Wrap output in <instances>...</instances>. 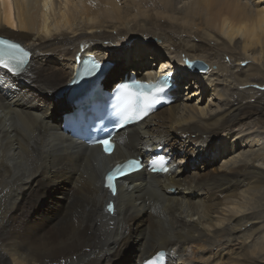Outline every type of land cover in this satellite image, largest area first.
Returning a JSON list of instances; mask_svg holds the SVG:
<instances>
[{
  "label": "bare ground",
  "instance_id": "bare-ground-1",
  "mask_svg": "<svg viewBox=\"0 0 264 264\" xmlns=\"http://www.w3.org/2000/svg\"><path fill=\"white\" fill-rule=\"evenodd\" d=\"M6 1L0 35L31 55L19 75L0 70V264H141L159 250L169 253L166 264H217L220 252L233 249L228 264H264L251 255L263 253L264 209L233 214L240 193L264 189V160L263 167H184L209 153L198 148L205 141L211 152L219 134L246 121L264 126V99L240 89L264 86V0ZM144 45L163 52L154 58L158 72L169 64L179 70L184 60L205 61L210 70L185 71L181 78H193L181 87L194 89L184 95L175 88L174 102L119 129L110 155L63 133L61 113L74 103L54 92L70 80L75 61L92 54L113 63L111 54ZM153 64L126 68L154 79ZM222 67L228 76L215 78ZM109 74L101 85L122 80L110 83ZM204 86L220 102L213 112L201 103ZM158 146L169 172L121 179L109 215L105 172L128 157L147 160Z\"/></svg>",
  "mask_w": 264,
  "mask_h": 264
},
{
  "label": "rangeland",
  "instance_id": "rangeland-1",
  "mask_svg": "<svg viewBox=\"0 0 264 264\" xmlns=\"http://www.w3.org/2000/svg\"><path fill=\"white\" fill-rule=\"evenodd\" d=\"M183 2L184 1L178 2L175 7L180 9L182 6H184ZM152 10L153 9L150 8L147 11L152 12ZM156 52L158 54L157 56H159L161 53H163V52H160L158 50ZM110 57L115 58V61H112L113 66L109 69L110 74L108 75L110 78L109 82L111 83L114 80L118 81V78H120V77L123 78V75L125 73L131 71V70H130V68L127 70V68H126L127 63H123L121 66H118L117 62L119 60L121 62L122 57H120L121 58L120 59L117 55H113V54H111ZM165 57H164V60L167 59ZM159 61L160 60H156V61L153 60L154 64L152 65V67L156 68ZM203 63L208 66V64L205 61H203ZM152 67H151V69H152ZM145 68H149V66L144 65V67L140 69V72H142V70ZM212 68H216V65H213ZM212 68H211V71H215V69H212ZM112 69H114L113 73H111ZM158 70H159V68L157 67L156 71H158ZM209 70H210V68L208 67L206 70V73ZM189 72L194 73L191 71H189ZM229 72H230V69H228L226 71L222 67V71L220 73H218V76L214 75V77L217 79H222V78H225V76H228ZM192 78L193 77H189V78L182 77L181 78L182 86L184 83L188 82V80H192ZM219 88L222 89V86L219 85ZM250 88H251V92H247L248 94L253 93V95H256L258 97H262V99H264V86H257L254 84L252 86H250V83H247L246 86H242V87L240 86L241 90L250 89ZM177 89H178L179 93H184L185 91L189 92V89L185 90V88H182V87H179ZM190 89L193 90L194 87H191ZM210 90H211L210 87L204 86V88L202 89L203 93L200 96V98L202 99L201 103L206 105V106L208 105L212 109V112H213V111H215V107L213 106V104H219L220 102H217L215 99H213L214 95L211 94ZM234 90L235 89H233V91ZM55 92H54V94H55ZM221 93H222V90H221ZM223 94H225V92ZM248 94H245V95H248ZM184 95H185V93H184ZM227 95H226V97H228ZM250 95H252V94H250ZM234 97H236V96L234 95ZM223 98H225V95L223 96ZM64 101H67V100H64ZM209 102L211 103V105H209ZM226 134L227 133L217 135L215 137V139L212 141V144H213L212 151L211 152L209 151V153L207 155H203L205 152L200 151L198 153V158L196 160L192 159L189 162H187V164L184 166L186 168V170L188 171V170H192L194 167H200L204 161L208 162V166L216 167L217 169H223V170H226L230 166L236 165L238 162L239 163H244V162L249 163V162L253 161V163L257 167L262 166V163L264 160V126H260L259 124L254 125L253 121H246V123L244 125L237 127L234 130L230 131V133L228 135H226ZM223 140H224V142H223ZM201 156L203 157L202 159L200 158ZM257 159H258V161H256ZM193 164H196V165H193ZM263 166H264V164H263ZM242 203H243V205L245 203H247L246 204L247 206L241 205ZM260 208L264 209V189H261V191L256 192L253 197H251L248 193L242 192V193H240L239 200L236 201V204H235L234 210H233V214H237V215L244 214V210L240 211V209H248V211H250V209L251 210L257 209L258 210ZM224 209L227 210V208H224ZM224 214H226V213H224ZM231 251L234 252V249L230 250V251L226 250L224 252L219 253L218 256L220 258H222L223 264L230 263V261H228V262L225 261L224 256H225V254H227L228 252H231ZM256 255L253 256V258H256L258 261H262V263H264V251H263V253L256 254ZM222 263L217 262V264H222Z\"/></svg>",
  "mask_w": 264,
  "mask_h": 264
},
{
  "label": "snow or ice",
  "instance_id": "snow-or-ice-1",
  "mask_svg": "<svg viewBox=\"0 0 264 264\" xmlns=\"http://www.w3.org/2000/svg\"><path fill=\"white\" fill-rule=\"evenodd\" d=\"M47 7V4H45ZM29 53L26 52L19 44L10 43L8 40H0V69L7 70L8 73L13 75H19L26 70L25 65L28 63ZM156 56V52L153 48L144 46H135L125 48L121 52L122 60L132 66L138 64L151 65ZM198 62H192L184 60L183 67L176 71H168V66H165L163 69V74L158 75L155 82L149 81L147 83L141 80H132L130 83H122L118 85V89L123 90L124 92H130L133 86L138 90L134 95L140 98L143 102V107L141 113L147 115V109L151 108L153 105L160 103L157 99L158 93L167 94L168 91H171L174 88L182 86L181 76L185 71H194L195 65ZM101 68V65L93 60L89 68L86 70V75H92V73ZM147 89V92L144 91ZM191 91V89H189ZM141 117L139 115L131 114L126 119H135L139 120ZM95 143L101 144L104 146L105 152L111 151V145L109 140L103 139L98 140ZM211 141H205L202 147L205 151H210ZM140 162L135 159L129 160L124 165H117L115 169L109 171L105 177L106 187L111 190L112 194L115 195L117 188L116 183L122 178L126 177L134 168H140ZM126 170V171H125ZM167 171V169H165ZM108 211H112V205H108ZM244 209H240L243 211ZM264 251V249H261ZM251 255L255 256L256 252L253 251ZM164 253L161 252L158 254L157 259H163ZM145 264H153L152 261H146Z\"/></svg>",
  "mask_w": 264,
  "mask_h": 264
},
{
  "label": "water",
  "instance_id": "water-1",
  "mask_svg": "<svg viewBox=\"0 0 264 264\" xmlns=\"http://www.w3.org/2000/svg\"><path fill=\"white\" fill-rule=\"evenodd\" d=\"M193 62H198L195 65V70L206 71L207 68H208V66L206 64H204L203 62H201V61L196 60V61H193ZM82 92H84V91H82Z\"/></svg>",
  "mask_w": 264,
  "mask_h": 264
}]
</instances>
